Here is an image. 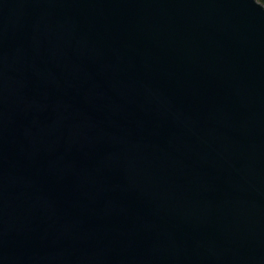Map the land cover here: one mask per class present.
<instances>
[{
	"label": "water",
	"instance_id": "1",
	"mask_svg": "<svg viewBox=\"0 0 264 264\" xmlns=\"http://www.w3.org/2000/svg\"><path fill=\"white\" fill-rule=\"evenodd\" d=\"M0 264H264V5L0 0Z\"/></svg>",
	"mask_w": 264,
	"mask_h": 264
},
{
	"label": "trees",
	"instance_id": "2",
	"mask_svg": "<svg viewBox=\"0 0 264 264\" xmlns=\"http://www.w3.org/2000/svg\"><path fill=\"white\" fill-rule=\"evenodd\" d=\"M258 2H260L262 5H264V0H257Z\"/></svg>",
	"mask_w": 264,
	"mask_h": 264
}]
</instances>
